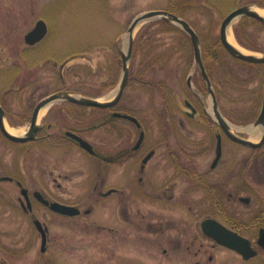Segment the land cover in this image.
<instances>
[{"label": "rangeland", "instance_id": "obj_1", "mask_svg": "<svg viewBox=\"0 0 264 264\" xmlns=\"http://www.w3.org/2000/svg\"><path fill=\"white\" fill-rule=\"evenodd\" d=\"M201 1L213 3L217 11L211 15L203 10H191L183 18L201 33L207 31L211 21L216 35L222 18L232 9L243 5L264 9V0ZM167 7L168 0H0V96L4 93L0 99L12 114L13 121L19 124L17 129L24 132L26 118L33 106L56 91H72L101 100L113 93L122 74L120 53L126 49L130 22L140 13ZM38 19L45 21L48 33L46 43L39 44L37 54L32 58L42 60L48 55L60 59L70 53L72 60L63 72L52 69V63L41 67L38 61L30 65L21 59L22 50L26 48L24 35ZM149 25L142 24L134 32V38L145 31L151 39H144L143 52L131 57V80L117 108L143 120L147 132L145 147L156 150L155 157L149 162V172L153 173L154 180L150 187L146 184L143 191L156 195L134 196L125 192L120 202H127L130 221H123L118 216L116 197L103 198L92 192L103 177V173L98 176L94 159L71 145L65 148L37 145L24 155L22 148L0 135V177L19 179L30 196L34 191H43L46 197L77 206L81 211L77 217H64L51 213L33 200L30 214L21 208L24 199L16 183L0 182V264H264V252L260 248H256V257L244 260L229 249L215 246L202 235L200 222L206 217H215L211 198L202 189H192L187 180L171 178L174 174L168 168L163 145L159 143L157 121L164 99L151 83L164 81L169 101L176 102V108H181L173 111L179 129L171 136L173 149L180 150L182 161L208 180L223 182L225 194L233 195L231 201H226V206L244 224L252 216L260 219L261 214L264 215V145L252 150L226 140L218 167L210 170L215 154L214 127L195 122L205 120L200 113L194 121L184 117V129L177 123L179 112L186 109L185 100L195 101L200 111L196 93L186 85V78L191 75L193 86L201 91L191 43L179 32H160L157 26ZM260 37L264 46V32ZM224 55L223 64L218 65L217 73L212 76V83L222 89L220 105L226 110L225 119L232 123L230 118L242 119V112L258 111L264 94H260L258 79L235 85L233 74L245 81L254 73L250 67L233 65L229 56ZM18 64L20 68H17ZM199 95L208 107L209 95L202 92ZM59 105L55 103L47 108L39 116L38 123L43 119L45 124L56 123L60 117ZM96 118L90 115L84 125L91 124ZM64 120L60 122L68 126ZM232 124L241 128L235 129L234 133L253 142H257L262 134L259 126L245 129L251 127L252 122ZM252 129H259L257 138L253 137ZM84 134L99 150L114 147L113 138L106 131ZM114 168L111 166L106 174L107 186L118 183ZM227 173L230 178L225 184ZM247 174L250 191H245L243 186L242 177ZM172 183L176 184L172 191L175 197L168 202L160 194L164 184ZM184 190L187 191L185 195ZM239 196L244 200L239 201ZM86 209H91V213L85 215ZM31 215L48 229L45 252L40 251L41 237ZM249 225L250 222L248 232L244 234L254 242L256 230L250 229Z\"/></svg>", "mask_w": 264, "mask_h": 264}, {"label": "flooded vegetation", "instance_id": "obj_2", "mask_svg": "<svg viewBox=\"0 0 264 264\" xmlns=\"http://www.w3.org/2000/svg\"><path fill=\"white\" fill-rule=\"evenodd\" d=\"M47 33H48V31H47ZM23 40H24V44L26 45V48L24 47V49L22 50V54L20 56H21V59L23 61H26L30 65L37 63V61L39 63L38 65L41 67L43 65H45L46 63H52V69H57L59 72H63L67 69L69 62L72 60L73 55H70V53L66 54L64 58H60V59L59 58L56 59L55 57H51L48 55L45 56L42 60H39L37 58L33 59L32 57L35 56V54H37L35 51H37L39 44L42 42L46 43L45 42L46 39L45 38L41 39L40 41H38L34 45H28V44H26L25 39H23ZM222 48H223V46H222ZM58 61H60V62H58ZM202 62H203V59H202ZM203 65H204V63H203ZM17 68H20L19 64L17 65ZM204 68H205V71H206V73H207V75L211 81L213 88H214L213 90L215 92L216 87L212 83V76L209 73V69H207L205 65H204ZM198 81H199L198 83L201 84V89L203 91L202 90L200 91V89L198 87L193 86L195 88V90H194L193 88L189 87L187 84L186 85L189 88L193 89V91L196 93L194 95L197 98L198 107L200 108V111L196 108L197 106L195 104V101L185 100L184 105H185L186 109L179 112L180 117H179V121L177 123L182 129H184L186 127V121H185L184 117H186V119L189 121L190 120L194 121L195 118L197 116H199V113H200V114H202L203 117H205V120L199 119V120H195V122L200 121V122L208 123L210 128L214 127L213 137L215 140V154H214V158L212 159V162L210 163V170H214L218 167L219 162L222 158L223 143L226 140H229L233 143H234V141L231 140L224 133V131L218 126L217 122L214 120V117L212 115H210L212 113H209L210 104L207 105L208 107H206L203 103V97H201L199 95L200 92H202L203 94H207L206 82L203 79V77L200 73V70H199V80ZM192 85H193V83H192ZM56 92H58V91H56ZM3 94H1L2 97H4ZM215 96L217 99L216 92H215ZM121 99L113 107H109L106 109L102 108L103 110L98 111V112H89V111L71 112V111L66 110V107L68 105H70L71 103L61 102V103H59L60 105L58 106V110L60 112L59 113L60 117L58 118L56 123H53V122L50 123L49 122V123L45 124V119H43L41 121V123H38L39 114L37 115L36 123H37L38 130L33 135L31 140H28V141L22 142V143H14V142H11L8 139H6L1 134V132H0V135L7 142H9V143H11L17 147L22 148L21 153L24 155L30 153L32 148L36 147L37 145L41 146L42 144H49V145H53V146L61 147V148H65V147L71 145L73 147L78 148L82 153H84L90 159H94V161L98 167L97 168L98 169V176H100L103 173V177H100L98 184L94 185V188L92 191L93 194L99 195L100 197H103V198H107L110 196L116 197L118 200L117 207H118L119 218L123 221H130L127 202L126 201L120 202L121 198L125 192L128 193L129 195H134V196L135 195H156V193L151 194V193H149V191H143V188L146 186V184H148L147 186L150 187L152 185L151 181L154 180L153 179V176H154L153 173L149 172V162H151V160L155 157L156 150H155V148L147 149L145 147L147 132H146V129L144 127L143 120L141 121L135 115H133L127 111H121L120 109L117 108V106L121 102ZM169 100L170 99L168 98V96H166V102H165V104H164V102L162 104L161 111L159 112V114L157 116V121H158V124L160 127V136H161V140L159 143H162V145H163L164 152H165V155L167 158L168 168L170 170H172L173 174H174V175H172L171 178H173L175 180L176 179L187 180L190 183L189 186H192V189H194V190L202 189L203 191H205V193L207 195H209V197L211 198V208L213 210V215L216 218L215 217H206V218L216 219L219 222H221L223 225H225L227 228H229L233 231H236L237 233H239L240 235L245 236V237H247V236L244 233L248 232L247 231V229H248L247 225L250 222L249 228L250 229L254 228L256 230L255 237H257L258 230L261 227H264V221H263L264 215L261 214L260 219H259V216H252L249 221H245L246 222L245 224L243 221L237 220L235 215L230 213L229 209L226 206V203L233 199V195L231 193L225 194V189L223 188L224 187L223 182L222 181L213 182L211 180H208L205 177V175H203L199 172H196L194 167H191L182 161V154L183 153L180 150H174L173 149V147L171 145V136L174 134L176 135V133L179 132V129H177L176 123L174 122L173 111L177 110L178 108H176L177 107L176 102H174V101L170 102ZM172 100H175L174 97L172 98ZM172 103H173V105H171ZM217 103H218V107H219L222 115L224 116V112L221 109V105H220L218 99H217ZM36 104L33 106L30 115L26 118L27 126H26V129L22 135H25L29 132V128L31 125V118H32L33 110H34ZM49 107H51V106H49ZM0 108L4 114V116H3L4 122H5V119L7 121V122H5V124H7L9 127H13V128L17 129V126L19 124H16L13 121L12 114L8 110L4 101H2L1 99H0ZM86 108H89V107H86ZM207 108H208V111H207ZM178 110H181V108H179ZM259 111H260V108L258 109V112L255 115V118L253 121L256 120V118L259 114ZM114 113H118L120 115L114 116L113 115ZM181 114H183L184 116H181ZM90 115H95V116H97V118L94 122L85 126L84 124L86 123V120L89 119ZM125 116L135 117L138 120L140 127H138L136 125V123H134L133 121H131L130 119H128ZM61 119H66L64 121L68 122V126L64 122H60ZM226 121H227V119H226ZM227 122H229V121H227ZM94 130H103V131L108 132L113 138L114 147L110 148L109 146H106V147L99 150V147L94 145L90 141V139L87 138V136H85V134H84L86 132L94 131ZM230 130H231V128H230ZM67 132H69L73 135H76V136L80 137L81 139L87 141L89 144H91L95 154H90L89 152H87L86 150L81 148V146L79 145V142L77 140H75L72 136L68 135ZM141 132H143V136H142L140 144H138ZM231 132H233V131L231 130ZM218 138L220 139V142H221V156L215 162L214 166H212V164L216 158V149H217ZM239 145H241V144H239ZM241 146H243V145H241ZM262 146H260L259 148H251L248 146H244V147L252 149V150H258ZM125 164H127V165L125 166V169L123 170V166ZM111 166L115 167L113 172H114L115 178H116L118 183L116 185H113V186H111V185L107 186L106 174L109 173ZM149 174H150V176H149ZM244 176H245V180L247 181V179L249 178L248 174L244 175ZM4 177L9 178V180H5V181L16 183V185L20 189V194H21L22 188L26 189L19 179L15 178V177H10V176H4ZM229 178H230V175L227 173L225 175V184H227V182L229 181ZM249 181L250 180H248L246 182V188L244 189L245 191H250ZM175 187H176L175 183L164 184L163 185V191L160 194L162 196V199L166 200L168 202L174 200L175 193L172 191ZM244 190H242V191H244ZM127 191H129V192H127ZM35 192H38L39 195L34 196ZM186 193H187V191L184 190L183 195H185ZM21 195L24 199V202L21 203V208L23 211L29 212L30 214L33 211V207H32L33 200H35L36 202H38L39 204H41L42 206L47 208L49 211H50V209L48 207V204L50 202H59V201L52 200L49 197H46L45 196L46 194L43 191H34L30 196L28 189H26V195H27V198L29 200V206H28L25 197L23 196V194H21ZM243 198H244L243 196H239L238 200L243 201L244 200ZM256 199H257V197H256ZM257 200L259 201V199H257ZM248 201L250 202L249 198H248ZM59 203L65 204L62 202H59ZM65 205H69V204H65ZM71 206H74V205H71ZM75 207L78 208L77 206H75ZM86 210H88L89 212L84 213L85 215H88L91 213V209H86ZM50 212L54 213L52 211H50ZM54 214L63 216V215L57 214V213H54ZM79 215H77V216H79ZM77 216H75V217H77ZM223 216H225L227 218V221L223 220ZM31 217H32V221L37 219L33 215H31ZM64 217H69V216H64ZM41 224L44 227H46L43 223H41ZM200 224H201V222H200ZM200 229H201V227H200ZM241 229H245V230L241 231Z\"/></svg>", "mask_w": 264, "mask_h": 264}, {"label": "water", "instance_id": "obj_3", "mask_svg": "<svg viewBox=\"0 0 264 264\" xmlns=\"http://www.w3.org/2000/svg\"><path fill=\"white\" fill-rule=\"evenodd\" d=\"M243 16L252 17L264 24V16L254 11L251 8V6L243 5V6L237 7L222 18L221 23H220V28H219V34H218L219 41L221 45L223 46V48L225 49V51L233 58H236V59L248 62V63L264 64V54L257 55L255 53H244L228 41V30L229 29L231 30L232 25ZM155 20H163V21L169 22L175 25L177 28H179L181 31H183L184 33L188 35L191 41V45H192L194 63L199 68L200 73L206 82L207 93L210 96V111L212 113V116L214 117V120L217 122L218 126L224 131V133L231 140H233L234 142L238 144H241L243 146H248L251 148H259L260 146H262L264 144V97L261 102L259 114L256 120L252 124L253 127L260 126L261 128H263L262 135L259 141L253 142L249 139H246L244 137H241L231 132L228 122L226 121V119L224 118V116L222 115L218 107L215 92L213 90L211 81L205 71L202 58H201L200 40H199L197 33L191 27V25L182 17L174 13H171L167 10H158V9L149 10V11L140 13L139 15L135 16L134 19L129 24L127 31H126V39H127L126 49H125V52L120 53L121 60H122V74L118 82L117 88L111 99L100 101L97 98L77 95V94L70 93L68 91H58V92L52 93L42 98L36 104L33 110L29 132L23 136L11 134L7 130L4 120H3L4 114L0 108V132L1 134L6 139L12 142H16V143H22V142L31 140L33 135L38 130L36 121H37V115L39 114V112L43 108L48 107L58 102L74 103V104L82 105L86 107H97V108L113 107L121 99L124 93V90L126 88L127 82H128L129 62L131 59L132 46H133V40H134L133 34L140 25L150 22V21H155ZM46 32H47V27L45 23L42 20H38L35 24V27L25 35L24 39H25L26 44L34 45L35 43H37L44 37ZM190 79L191 78L189 75L187 77V85L193 88ZM113 115L119 116L120 114L114 113ZM125 117H127L128 119L136 123L138 127H140V124L135 117H131V116H125ZM67 134L72 136L75 140H77L81 148H83L90 154H95L92 145L89 144L87 141L69 132H67ZM142 136H143V132H141L140 134L138 144H140ZM220 156H221V142H220V139L218 138L216 158L212 166H214L215 162L220 158ZM5 180H9V178L0 177V181H5ZM21 194H23V196L25 197L27 201V205L29 206V200L26 195V189L22 188ZM38 195H39L38 192L34 193V196H38ZM48 207L51 211L62 214V215H66V216H76L80 213V210L78 208L71 206V205L61 204L59 202H50L48 204ZM88 212L89 211L86 210L84 213H88ZM33 223L41 237L40 251L45 252L48 230L46 227H44L39 222V220L35 219ZM200 227L205 237L211 239L217 245L225 247L241 255V257L244 260L251 259L257 255V251L252 247V244L249 239L243 237L236 231H233L227 228L221 222L213 218H206L205 220H203L200 224ZM256 244L259 247H261V249L264 251V227H261L258 230V237L256 240Z\"/></svg>", "mask_w": 264, "mask_h": 264}, {"label": "trees", "instance_id": "obj_4", "mask_svg": "<svg viewBox=\"0 0 264 264\" xmlns=\"http://www.w3.org/2000/svg\"><path fill=\"white\" fill-rule=\"evenodd\" d=\"M215 5L210 2H202L201 0H168V7L167 10L171 13H175L177 15H180L183 17V15L191 10H203L207 14L210 13L213 15L214 11L216 12L217 9L214 8ZM192 25V24H191ZM157 26L159 28L160 32H172L176 31L181 33L184 37L188 38L185 33L180 31L176 26L173 24L166 22V21H153L150 22V25L148 27ZM195 29L194 25H192ZM196 30V29H195ZM205 33L198 32L200 42H201V50H202V59L203 63L206 66L207 69H209V73L211 76L216 74V69L219 67L218 65H222V59L224 58V54L226 52L222 48V45L220 44L217 35L214 33V27L213 23L211 21L208 23ZM233 35L236 40V42L243 48H245L248 51L251 52H257V53H264V46L261 43L260 34L264 32V24L259 22L258 20L249 17V16H243L241 17L237 23H235L232 27ZM150 37V38H149ZM137 39L134 41L132 55L136 56V54L143 52L144 47V39H151V35L146 33L145 31L138 34V36L135 38ZM189 42V39H187ZM228 55V54H227ZM230 61L233 63V65L242 64L244 66L250 67L254 73V75L243 81L242 78L236 77L233 74V81L235 82V85H243L244 82L250 83L255 81V79H258L259 85L258 89L260 90V94H264V64H252V63H246L237 59H234L230 57ZM217 65V66H216ZM223 68V67H221ZM211 69V70H210ZM223 71L222 69H220ZM227 83V82H226ZM112 84H115V81L112 82ZM153 88H156L159 90L162 94V97L164 99V104L166 102V95H167V87L164 81H158V82H152L151 83ZM201 88V87H200ZM202 90V89H201ZM217 99L220 103V98L222 95V89L216 88L215 90ZM222 111L226 114V110L224 109V106L221 105ZM66 110L71 112L76 111H89V112H98L102 111L103 109L98 108H86L83 106L70 104L66 107ZM257 109L253 110L252 113L250 112H242L240 115L243 116L242 119L234 120L230 118V120L235 124H247L249 122H252L255 118V115L257 114ZM243 179V186L246 188V180L245 177H242ZM258 199V198H257ZM223 220L227 221V218L223 216ZM229 221V220H228ZM248 228V227H247ZM245 229H241V231H244Z\"/></svg>", "mask_w": 264, "mask_h": 264}, {"label": "bare ground", "instance_id": "obj_5", "mask_svg": "<svg viewBox=\"0 0 264 264\" xmlns=\"http://www.w3.org/2000/svg\"><path fill=\"white\" fill-rule=\"evenodd\" d=\"M251 8H252L254 11L258 12L260 15L264 16V9H261V8L255 7V6H251ZM228 41H229L231 44H233L235 47H237L239 50H241L242 52H244V53H249L248 51H246L244 48H242L240 45H238V44L236 43V41L234 40V37H233L232 32H231L230 29L228 30ZM126 43H127V39H126ZM61 91H64V90H61ZM113 94H114V92L111 93L108 97L104 98V100H107L108 98L112 97ZM104 100H103V99H102V100L100 99V101H104ZM45 110H46V108L42 109V110L40 111V113H39V116H41L42 113H43ZM228 124H229V126H230V128H231L232 131H234L235 129H238V130L241 129L240 127H236V126L232 125L230 122H228ZM6 128H7V130H8L11 134H14V135H22V134H23V130H18V129H16V128L9 127L7 124H6ZM251 128H252V127H248V128H246V129H251ZM251 131H252V134H253V137H254V138H257V137L259 136V134H260L259 129H252ZM36 220H37V219H36ZM38 220H39V219H38ZM39 222H40V221H39ZM40 223H41V222H40ZM46 228H47V227H46ZM47 230H48V229H47ZM47 235H48V232H47Z\"/></svg>", "mask_w": 264, "mask_h": 264}]
</instances>
